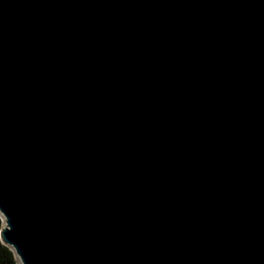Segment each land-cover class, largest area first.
<instances>
[{"label": "water", "instance_id": "95a60500", "mask_svg": "<svg viewBox=\"0 0 264 264\" xmlns=\"http://www.w3.org/2000/svg\"><path fill=\"white\" fill-rule=\"evenodd\" d=\"M0 243L264 264V0H0Z\"/></svg>", "mask_w": 264, "mask_h": 264}, {"label": "trees", "instance_id": "16d2710c", "mask_svg": "<svg viewBox=\"0 0 264 264\" xmlns=\"http://www.w3.org/2000/svg\"><path fill=\"white\" fill-rule=\"evenodd\" d=\"M0 264H16L12 252L0 243Z\"/></svg>", "mask_w": 264, "mask_h": 264}]
</instances>
